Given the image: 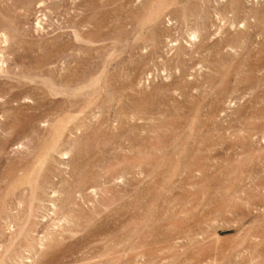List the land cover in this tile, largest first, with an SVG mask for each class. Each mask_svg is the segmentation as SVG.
I'll return each instance as SVG.
<instances>
[{"label": "rangeland", "instance_id": "obj_1", "mask_svg": "<svg viewBox=\"0 0 264 264\" xmlns=\"http://www.w3.org/2000/svg\"><path fill=\"white\" fill-rule=\"evenodd\" d=\"M0 264H264V0H0Z\"/></svg>", "mask_w": 264, "mask_h": 264}]
</instances>
